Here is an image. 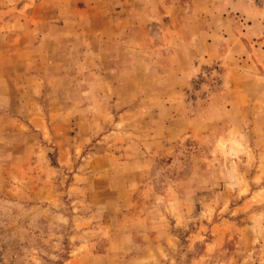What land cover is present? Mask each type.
I'll list each match as a JSON object with an SVG mask.
<instances>
[{"label": "rangeland", "instance_id": "obj_1", "mask_svg": "<svg viewBox=\"0 0 264 264\" xmlns=\"http://www.w3.org/2000/svg\"><path fill=\"white\" fill-rule=\"evenodd\" d=\"M0 264H264V0H0Z\"/></svg>", "mask_w": 264, "mask_h": 264}]
</instances>
